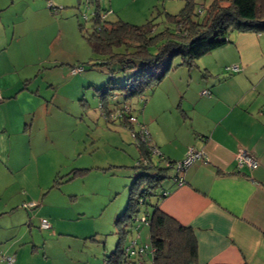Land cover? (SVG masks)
<instances>
[{
  "label": "crops",
  "instance_id": "0c3cea01",
  "mask_svg": "<svg viewBox=\"0 0 264 264\" xmlns=\"http://www.w3.org/2000/svg\"><path fill=\"white\" fill-rule=\"evenodd\" d=\"M22 4V0H0V114L5 118L0 140L9 141L16 135L6 125L12 113L19 121L17 131L24 124L19 133L28 135L30 148L34 126L39 130L38 112L49 116L54 107L39 92L40 87H30L33 81L27 69L43 61L21 63L15 58L21 48L38 47L37 28L19 34L15 28L22 21V11H16V5ZM36 7L37 13H45V4ZM232 67L237 71L228 69ZM185 69H195L196 73H176L177 68L170 72L144 101L135 126L136 131L143 127L147 133L145 138L139 136L140 141L150 140L154 154L164 160L181 163L189 148L203 156L182 173L183 184L171 180L161 183L169 194L160 200L158 208L193 231L195 264H264V33L232 32L225 46ZM68 75L72 76L71 70ZM42 127L48 130V126ZM241 150L256 159V169L238 167L236 155ZM4 156L11 159L9 153ZM33 157L37 164L35 153L30 160ZM1 161L4 168L0 173L15 170ZM37 207L41 204L26 209ZM43 210L36 211L35 216L48 221L47 230L56 228L58 219ZM4 230L0 227V264H7L3 257H14L13 264H26V254L16 248L18 241L11 240L8 233L4 235ZM141 234L143 244L147 236L144 231ZM133 235L124 246L134 239ZM138 235L141 237L140 232ZM37 250L32 247L30 254ZM145 254L143 264H151V257Z\"/></svg>",
  "mask_w": 264,
  "mask_h": 264
},
{
  "label": "rangeland",
  "instance_id": "374dc122",
  "mask_svg": "<svg viewBox=\"0 0 264 264\" xmlns=\"http://www.w3.org/2000/svg\"><path fill=\"white\" fill-rule=\"evenodd\" d=\"M193 1L197 11L212 0ZM40 2L45 4V13L35 11ZM22 3L21 7L16 5V11H22V21L15 28L18 34L37 28L38 47L21 48L19 54L15 52V58L21 63L43 61L27 69L32 75L30 87H40L39 92L47 96L48 104L54 108L49 116L41 115L42 110L38 112L39 130L34 126L30 148L28 135L19 133L24 124L17 131L19 121L9 110L6 125L16 135L1 137H8L9 141L0 140V162H8L15 170L0 173V227L5 229L4 235L8 233L11 240L18 241L16 248L26 254V264H104V256L114 251L118 239L114 234L116 218L123 213L133 177L141 170L132 169L138 151L128 133L117 122L106 121L99 109L96 90L108 88L110 72L107 68L91 67L102 59L91 52L78 30V24H83L90 32L94 4L89 0H22ZM98 5L110 11L109 21L120 19L142 25L152 19L160 30L162 16L178 14L184 0H98ZM178 62L174 60L173 66ZM72 65L84 69L71 73L72 77L68 75ZM110 68L112 82L121 83L128 75L117 71L115 65ZM179 71L196 70L178 67L176 73ZM113 95H117L121 106L123 97L111 90L109 96ZM132 104L138 116L143 103L136 100ZM2 115L0 130L5 119ZM42 125L48 126V130ZM5 153L10 154L9 161ZM34 153L37 164L34 157L30 160ZM3 168L0 164L1 171ZM84 169L85 174L73 178L72 171ZM56 176L59 184L52 187ZM36 198L38 201H31ZM30 203H40L41 207L26 209ZM42 207L45 215L52 212L58 219L56 228L40 229V217L35 214ZM142 215L143 212L138 213V218ZM142 231L147 236L143 244H148V228L141 226V237L137 238L143 237ZM34 246L38 248L36 254H30Z\"/></svg>",
  "mask_w": 264,
  "mask_h": 264
},
{
  "label": "trees",
  "instance_id": "16d2710c",
  "mask_svg": "<svg viewBox=\"0 0 264 264\" xmlns=\"http://www.w3.org/2000/svg\"><path fill=\"white\" fill-rule=\"evenodd\" d=\"M89 2L94 4L89 21L91 30L83 24H78V30L91 52L102 59L91 67L107 68L110 72L108 88L96 90L99 109L106 121L119 123L136 143L138 158L132 169L141 170L133 177L123 213L116 218L118 239L114 251L104 256V264H143L145 253L151 257V264H195L197 243L193 231L158 208L160 200L169 194L161 183L171 180L179 185L183 181L182 173L176 169L177 163L154 154L150 140L140 141L139 131L135 129L138 116L132 102L144 103L171 71L178 67L191 69L201 57L225 46L230 33H264V0H212L206 8L197 11L193 0H184L178 14L162 16L160 30L152 19L142 25L120 19L109 21L110 11L100 9L98 0ZM174 60L179 61L176 66ZM112 65L117 71L128 73L123 82H112ZM76 68L84 69L72 67L71 71ZM111 90L123 97L121 106L117 95L109 96ZM131 119L136 122L132 123ZM84 172L85 169L71 173L74 178ZM58 180L56 176L52 187L58 186ZM140 212L144 215L138 218ZM141 226L148 228L146 245L136 242ZM132 235L134 239L124 246ZM142 247H146L143 255L131 254Z\"/></svg>",
  "mask_w": 264,
  "mask_h": 264
},
{
  "label": "built area",
  "instance_id": "2783aa9c",
  "mask_svg": "<svg viewBox=\"0 0 264 264\" xmlns=\"http://www.w3.org/2000/svg\"><path fill=\"white\" fill-rule=\"evenodd\" d=\"M231 69L232 71H237V67H232V68H228ZM81 69H73L71 71V73H77L80 72ZM204 94H208L207 92H203ZM0 101H1V95H0ZM132 123H135V119H131ZM139 136H143L145 138L146 136V132L144 131V128L141 127L140 131L138 132ZM202 155L201 153H197L195 151H193L192 148H189L186 154V158L181 162V163H177L176 164V169L179 170L181 173H183L188 167H190L196 160L198 159H202ZM236 159H237V165L238 167H243L246 166L251 170H254L257 168L258 166V162L256 161L255 158H253V156L246 151L241 150L237 155H236ZM180 173V174H181ZM183 183V181L179 182V185H181ZM35 204L34 203H30L27 207H34ZM50 225L48 223V221L46 219H41L40 220V228L42 230H47L49 229ZM146 252V247H142V248H138L137 252L136 251H131V254H137L138 256L143 255ZM3 261H5L7 264H13L14 263V257H3Z\"/></svg>",
  "mask_w": 264,
  "mask_h": 264
}]
</instances>
